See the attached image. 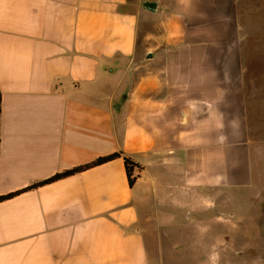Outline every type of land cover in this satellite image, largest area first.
<instances>
[{
	"label": "crops",
	"instance_id": "0c3cea01",
	"mask_svg": "<svg viewBox=\"0 0 264 264\" xmlns=\"http://www.w3.org/2000/svg\"><path fill=\"white\" fill-rule=\"evenodd\" d=\"M261 15L262 0H0V196L18 192L0 202V264H151L146 234L248 185L234 80L264 65ZM118 152L141 167L132 188L116 158L26 190Z\"/></svg>",
	"mask_w": 264,
	"mask_h": 264
},
{
	"label": "rangeland",
	"instance_id": "374dc122",
	"mask_svg": "<svg viewBox=\"0 0 264 264\" xmlns=\"http://www.w3.org/2000/svg\"><path fill=\"white\" fill-rule=\"evenodd\" d=\"M253 19L264 27L263 15ZM251 24V17H242L247 57ZM258 38L264 39V28ZM260 58L254 71L242 65L234 80L248 149V185L210 192L207 200L203 196L199 206L188 210L185 222L146 234L151 264H264V65Z\"/></svg>",
	"mask_w": 264,
	"mask_h": 264
},
{
	"label": "trees",
	"instance_id": "16d2710c",
	"mask_svg": "<svg viewBox=\"0 0 264 264\" xmlns=\"http://www.w3.org/2000/svg\"><path fill=\"white\" fill-rule=\"evenodd\" d=\"M0 101H1V95H0ZM116 158H122L123 164H124L125 175H126L127 182H128V186L130 188H132L136 179L138 178V173L141 171V167L138 164L134 163L132 160H130L128 157L123 156L122 153L118 152V153H113L111 155H107L104 157H99V158H97V159H95V160H93L87 164H84V165L63 171V172L58 173V174H55L54 176H52L51 178H49L45 181L33 184L32 186L26 188V190L34 189V188L40 187L42 185L57 181L59 179H62V178L83 172L87 169L102 165V164L107 163V162H109L113 159H116ZM17 193L18 192L12 193V194H9L6 196H0V202L13 197Z\"/></svg>",
	"mask_w": 264,
	"mask_h": 264
},
{
	"label": "water",
	"instance_id": "95a60500",
	"mask_svg": "<svg viewBox=\"0 0 264 264\" xmlns=\"http://www.w3.org/2000/svg\"><path fill=\"white\" fill-rule=\"evenodd\" d=\"M149 57H150V55H149Z\"/></svg>",
	"mask_w": 264,
	"mask_h": 264
}]
</instances>
